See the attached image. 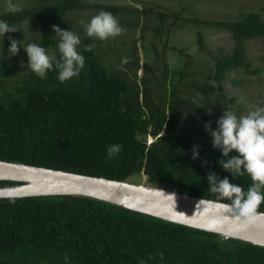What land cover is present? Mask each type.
Segmentation results:
<instances>
[{"label": "trees", "instance_id": "16d2710c", "mask_svg": "<svg viewBox=\"0 0 264 264\" xmlns=\"http://www.w3.org/2000/svg\"><path fill=\"white\" fill-rule=\"evenodd\" d=\"M134 2L142 0H131L127 9L126 5L87 4L83 0H24L18 4L12 1L21 11L7 9L0 13V20L10 27L25 24L32 29L27 42L37 43L57 59L59 37L52 26L77 33L82 38L78 52L85 58L76 77L62 83L54 65L41 79L28 66L26 52L24 60L20 54L16 57L8 53L6 46L12 33L0 36L4 54L0 58V160L127 181L144 170L152 185L232 203L210 190L207 174L227 177L245 192L252 179L246 172L233 177L225 171L218 163L225 159L220 149L211 148L200 139V132L193 134L186 127L192 124L191 101L186 93L171 101V96L158 92L149 107L145 106L140 102L136 80L138 63L130 76L122 72L129 67L126 64L110 70L96 49V38L87 36V24L81 32L77 29L78 10H105L115 17L130 15L133 10L140 17L147 7L138 10ZM158 16L159 24L153 26V32L166 35L168 41L172 29L166 25L167 15ZM180 16L175 15L181 20ZM197 23L228 30L235 40L232 53L221 49L218 57L212 56L214 70L210 74L218 87L207 83L202 87L203 98L211 102L215 99L217 105L228 104L220 90L225 72L250 68L243 52L244 41L261 39L264 60V18L258 11H250L241 13L236 21ZM197 35V53H203L205 38L200 30ZM89 45L94 47L86 51ZM184 50L180 51L185 54ZM17 61L23 70L16 68ZM163 65L165 70L168 65ZM233 83L242 81L233 78ZM213 92L218 96L213 97ZM170 102L174 103L172 118ZM164 124L165 134L159 136ZM148 135L155 138L149 145ZM114 144H120L122 151L108 158L107 148ZM193 146H198L196 159ZM236 155L235 151L229 153V157ZM15 183L0 181V186ZM257 210L264 212V203ZM0 264H264V247L83 195L13 197L0 199Z\"/></svg>", "mask_w": 264, "mask_h": 264}, {"label": "rangeland", "instance_id": "374dc122", "mask_svg": "<svg viewBox=\"0 0 264 264\" xmlns=\"http://www.w3.org/2000/svg\"><path fill=\"white\" fill-rule=\"evenodd\" d=\"M12 1H15L16 4L19 1L24 3V0ZM83 1L87 4L126 5L127 9L131 0ZM139 4L147 7L140 17L138 11L133 10L130 15L119 14L116 17L124 29L121 35L107 40L95 39L96 49L103 56L104 66L114 71L125 64L129 65L122 70L124 74L128 73L129 75L138 63L136 80L140 89V102L144 101L147 107L156 99L155 94L157 95L158 92H165L167 97L171 96V99L169 97L171 101H174L176 95L186 93L191 101L189 102L191 104L189 117L191 116L190 123H192L186 127L193 134H196L197 131L200 132L201 134H198L200 139L205 140L211 148L217 149L212 146V138L205 130L206 123L210 122L211 128L215 130L217 120L226 110L234 111L237 116H240L246 115L257 106L264 107V60L261 58L263 46L259 38L244 41L243 52L247 61L250 62V68L248 70L236 68L230 73L229 71L225 72L220 90L223 99L225 100L226 97L229 103L217 105L215 99L211 102L207 98H203L202 87L206 83L218 87L210 74L214 70L213 59L215 58L212 56L218 57L222 53L221 49L226 53H232L236 46L235 40L228 30L219 29L213 25L200 23L196 25V22L197 20L236 21L241 13L246 14L250 11H258L264 18V0H142ZM6 5L7 0H0V13L7 10ZM97 11L87 8L76 12L79 17L77 28L79 32L97 14ZM160 13L167 15L166 25L172 29L168 41L165 38L166 35L162 36L160 33L156 35V32H153V26L159 24L158 14ZM176 14L181 15L182 19H176ZM14 27L18 31L13 32L11 37L20 40L22 47L28 44L27 40L29 41L33 30L25 24H18ZM198 30L205 38V52L203 51V53H197L199 49ZM6 47L9 49L10 42ZM22 47L15 56L18 57L20 54L19 57L24 60L25 50ZM183 49L186 51L185 54L180 51ZM3 55L0 39V58ZM164 62L168 65L165 70ZM15 66L20 71L23 70L21 62H15ZM14 71L16 72V70ZM209 76L211 78L207 81ZM233 78H239L242 83L234 84ZM212 95L213 97L218 96V94L214 95V92ZM169 109L172 112L169 114L172 118L174 103H169ZM200 118H203L202 123L199 121ZM177 129H182V127H177ZM140 181L141 175L133 178L132 182Z\"/></svg>", "mask_w": 264, "mask_h": 264}, {"label": "water", "instance_id": "95a60500", "mask_svg": "<svg viewBox=\"0 0 264 264\" xmlns=\"http://www.w3.org/2000/svg\"><path fill=\"white\" fill-rule=\"evenodd\" d=\"M164 129L165 125L161 128L160 136L162 132L165 134ZM154 140L149 137L147 144ZM140 175L141 181L137 183L0 160V181L16 182L0 186V199L83 195L167 222L212 232L225 239L264 247V212L256 210L249 216H240L235 209L224 207L232 203L152 185L144 170ZM171 194H175V198Z\"/></svg>", "mask_w": 264, "mask_h": 264}, {"label": "clouds", "instance_id": "9594fccd", "mask_svg": "<svg viewBox=\"0 0 264 264\" xmlns=\"http://www.w3.org/2000/svg\"><path fill=\"white\" fill-rule=\"evenodd\" d=\"M134 5L139 9L142 8L139 3L134 2ZM6 7L13 13L21 11L18 5L12 3V0H7ZM85 27L87 36L99 40L115 38L124 32L118 19L110 11L105 10L94 15ZM52 30L59 37L57 45L59 59L55 55L48 54L44 47L34 42L22 47L21 41L11 36L8 37L10 41L8 53L14 56L22 47L27 53V64L33 73L44 79L55 65V69L58 70V79L63 83L79 75L84 67L85 58L78 52L81 40L77 33L61 30L55 25L52 26ZM16 31L18 30L15 27H10L7 22L0 20V36L4 37L5 33ZM93 47L94 45H89L85 50L91 51ZM164 125L166 129V124ZM205 130L212 138V146L220 149L222 157L225 158L218 161L221 167L230 172L233 177L246 172L253 182L245 192L241 186L230 183L227 177L220 179L214 172H209L207 181L210 190L219 194L221 198L232 201L231 205H224L225 208L235 209L240 216L254 214L258 206L264 203V191H262L264 189V107L257 106L246 115L240 116H237L234 111L226 110L217 120L215 130L211 128L210 122L205 124ZM149 137L151 136L148 135L147 143ZM197 148L198 146H193V159L198 156ZM120 151H122L120 144L110 145L107 148V156L112 158ZM233 151L238 155L229 157V153ZM171 196L175 198V194ZM67 259L68 256L65 254V260Z\"/></svg>", "mask_w": 264, "mask_h": 264}]
</instances>
